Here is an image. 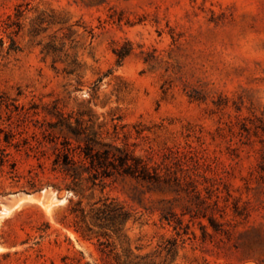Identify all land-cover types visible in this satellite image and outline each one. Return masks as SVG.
Wrapping results in <instances>:
<instances>
[{
    "label": "rangeland",
    "instance_id": "obj_1",
    "mask_svg": "<svg viewBox=\"0 0 264 264\" xmlns=\"http://www.w3.org/2000/svg\"><path fill=\"white\" fill-rule=\"evenodd\" d=\"M51 112L159 183L66 188ZM0 149V264H264V0H0ZM105 198L136 221L69 214Z\"/></svg>",
    "mask_w": 264,
    "mask_h": 264
},
{
    "label": "trees",
    "instance_id": "obj_2",
    "mask_svg": "<svg viewBox=\"0 0 264 264\" xmlns=\"http://www.w3.org/2000/svg\"><path fill=\"white\" fill-rule=\"evenodd\" d=\"M118 60L127 53L114 51ZM54 118L47 124L48 135L54 132L59 137H52L54 151L51 159V171L67 180L66 188L77 192L83 185L95 187L106 179L129 177L147 184H158L159 176L139 156L134 155L125 145L119 146L118 137L103 130V125L87 124L81 118L60 112L48 113ZM60 138V139H59ZM9 143L8 139H5ZM6 158L0 149V166ZM55 188V185H53ZM79 203L75 204L78 206ZM69 214L86 225L99 229H111L119 232L132 219L131 214L114 199H100L92 203L86 212L81 208L71 207ZM209 224L216 231V222L209 219ZM85 237L83 233H80Z\"/></svg>",
    "mask_w": 264,
    "mask_h": 264
},
{
    "label": "water",
    "instance_id": "obj_3",
    "mask_svg": "<svg viewBox=\"0 0 264 264\" xmlns=\"http://www.w3.org/2000/svg\"><path fill=\"white\" fill-rule=\"evenodd\" d=\"M66 195H68V193ZM65 198L66 196H62L61 198H57V199L60 201V200H64Z\"/></svg>",
    "mask_w": 264,
    "mask_h": 264
}]
</instances>
